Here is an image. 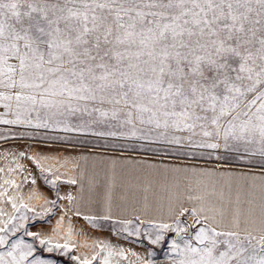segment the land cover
<instances>
[{
	"label": "snow or ice",
	"instance_id": "6c2138e0",
	"mask_svg": "<svg viewBox=\"0 0 264 264\" xmlns=\"http://www.w3.org/2000/svg\"><path fill=\"white\" fill-rule=\"evenodd\" d=\"M0 87L7 90L0 100L16 102L15 118H0V124L62 126L64 132L223 148L241 159H264V0H0ZM19 155L41 171L54 170L43 163L48 157ZM189 199L199 206L175 209L172 223L147 215L135 220L78 210L73 215L93 226L113 221L119 225L116 235L144 236L155 245L175 232L180 242L170 245L172 264H264V228L254 234L241 227L239 212L229 210L223 192L213 188ZM8 200L17 212L36 214ZM186 214L193 222L180 227ZM16 219L10 216L0 226V248L9 246L0 252V264H46L35 243L49 253L79 246L71 243V224L60 239L57 228L52 236L26 230L35 243L10 242L9 232L15 236L28 218L21 215L19 225L12 223ZM96 247L100 251L90 258L72 259L77 264L127 259L126 249L103 242Z\"/></svg>",
	"mask_w": 264,
	"mask_h": 264
},
{
	"label": "crops",
	"instance_id": "0c3cea01",
	"mask_svg": "<svg viewBox=\"0 0 264 264\" xmlns=\"http://www.w3.org/2000/svg\"><path fill=\"white\" fill-rule=\"evenodd\" d=\"M21 152L26 156L48 157L43 163L45 167L54 166V170L41 171L34 161L20 156ZM0 169H3L0 171V192L7 193L0 196V211L5 213L0 215V226L10 216L17 217L12 223L20 224L18 218L23 215L28 218L19 228L24 236L26 230L52 236L53 229L59 228L60 236L55 238L60 239L71 224V243L79 245L70 250L72 256L90 258L100 251L96 245L103 242L127 250V259L114 258L113 264H143L148 260L142 244L116 235L111 227L113 221L98 220L93 226L83 216L73 215L77 210L92 216L107 213L114 220H135L137 216L147 215L172 223L175 209L199 206L197 200L189 199L190 196L202 195L213 188L225 194L230 211L239 212L241 227L254 229V234L264 228V169L261 168L88 149L47 140L8 139L0 141ZM69 178L76 183H68ZM33 179L35 184L31 183ZM5 181L15 183L6 184ZM69 194L75 198L73 201L65 199ZM8 197H13L18 207L21 203L27 204L36 214L25 208L17 212ZM61 217L64 218L62 225ZM180 219V227H184L194 218L186 214ZM189 231L194 235L195 229ZM173 236L180 238L175 232ZM93 264H99V260Z\"/></svg>",
	"mask_w": 264,
	"mask_h": 264
},
{
	"label": "rangeland",
	"instance_id": "374dc122",
	"mask_svg": "<svg viewBox=\"0 0 264 264\" xmlns=\"http://www.w3.org/2000/svg\"><path fill=\"white\" fill-rule=\"evenodd\" d=\"M0 92H4L7 94V90L3 87H0ZM5 103H11L12 108L6 109L4 107ZM37 107L39 108V106ZM15 110V100H0V118L14 119L15 117L11 113L15 112ZM32 116L35 117L36 112H33ZM84 119L88 118L84 117ZM69 120L72 124H76L78 122L74 118H69ZM35 122V119H33V124ZM61 128L38 129L30 125L0 124V141L8 139L47 140L71 145H78L80 147L88 149L96 148L109 151L146 154L178 159L180 158L199 160L206 162H215L225 165L264 169V159H261L259 156L241 159L240 153L225 150L223 148L219 151H213L211 149L180 148L178 146L168 145L163 142L147 143L145 141L127 140L111 136H97L94 135L92 132H64L61 130ZM93 128L99 131L108 130L103 125H93ZM13 224L18 225L19 223L13 222ZM111 227L115 233L119 229V225H114V223L111 224ZM173 233L174 232H166L164 234L165 239L161 241V243L158 245L152 244L150 240L144 236L127 237L126 233H121L120 235L124 236L125 238H129L130 240H136L140 244H142L147 250V261H152V264H172V257L174 256V253L171 251L170 245L173 240L180 242V238H174ZM9 234H11V232H9ZM23 234L24 232L21 233L18 231L15 236H8L9 241L11 242L12 240H23L25 243H35L33 237L24 236ZM35 246L38 249L36 255H38L40 259L46 261V264H77V261L72 259L70 251L71 249L67 252L54 251L49 253L47 251L40 250V246L38 243H35ZM8 247L9 246L0 248V252L6 251ZM150 253H152V255H150Z\"/></svg>",
	"mask_w": 264,
	"mask_h": 264
},
{
	"label": "water",
	"instance_id": "95a60500",
	"mask_svg": "<svg viewBox=\"0 0 264 264\" xmlns=\"http://www.w3.org/2000/svg\"><path fill=\"white\" fill-rule=\"evenodd\" d=\"M190 232V231H189ZM177 238H179V236H177Z\"/></svg>",
	"mask_w": 264,
	"mask_h": 264
}]
</instances>
